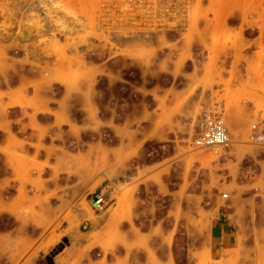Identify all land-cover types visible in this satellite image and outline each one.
<instances>
[{
	"label": "rangeland",
	"instance_id": "obj_1",
	"mask_svg": "<svg viewBox=\"0 0 264 264\" xmlns=\"http://www.w3.org/2000/svg\"><path fill=\"white\" fill-rule=\"evenodd\" d=\"M209 16L217 27L243 17L246 30L207 41L197 21ZM262 21L264 0H0V57L13 62L7 70L17 63L38 77L45 103L35 135L19 124L20 140L5 151L9 158H0V253L48 264L63 249L69 256L76 229L95 234L105 211L92 210L90 196L106 183L113 191L104 173L119 167L105 118L130 114L135 95L152 98L151 91L171 88L175 138L189 150L206 114L220 115L230 137L216 150H201L200 161L222 181L254 175L264 157V144L248 138L252 124L264 134V72L255 38ZM207 49L222 55L211 58L222 63L215 74L221 80L209 90L210 104L194 106L200 71L194 57ZM241 70L248 80L236 84ZM114 82L127 89L111 98L105 87ZM245 108L247 129L231 133L230 112L239 116Z\"/></svg>",
	"mask_w": 264,
	"mask_h": 264
},
{
	"label": "crops",
	"instance_id": "obj_2",
	"mask_svg": "<svg viewBox=\"0 0 264 264\" xmlns=\"http://www.w3.org/2000/svg\"><path fill=\"white\" fill-rule=\"evenodd\" d=\"M197 23L198 35L207 41L215 34L234 38L246 30L243 17L226 27H217L214 16L198 18ZM201 53L194 57L200 69L198 97L190 99L194 106L210 104L209 90L221 80L215 74L223 67L218 61L211 64V58L221 54L208 49ZM9 63L0 57V158L5 160V151L20 140L19 124L29 125L35 135L37 114L45 111L38 77L17 63L7 70ZM208 73L213 76L207 78ZM240 73L236 84L248 80L246 70ZM126 87L107 83L105 94L113 98ZM151 93L154 97L145 99L135 95L132 106L126 107L130 114L106 116L104 128L116 144L119 165L116 171L107 166L104 173L115 183L112 203L95 234L76 229L66 246L69 256L64 258L63 249L52 256L53 264H264V157L258 159L261 167L254 175L222 181L200 161L201 150H189L175 138L171 88ZM247 119V108L239 116L231 111V133L237 128L245 132ZM35 121L36 126L31 124ZM31 260L0 253V264Z\"/></svg>",
	"mask_w": 264,
	"mask_h": 264
},
{
	"label": "built area",
	"instance_id": "obj_3",
	"mask_svg": "<svg viewBox=\"0 0 264 264\" xmlns=\"http://www.w3.org/2000/svg\"><path fill=\"white\" fill-rule=\"evenodd\" d=\"M255 36L260 49L261 70L264 72V21L258 28ZM262 131L256 124H252L248 138L252 144L260 145L262 143ZM229 139L227 127L224 119L218 115L209 113L203 119L200 131L192 141L194 149L216 150L224 146ZM227 193H223L226 196ZM113 191L109 183L104 184L100 189L94 191L90 196V206L95 212H104L112 203ZM86 227V225L84 226Z\"/></svg>",
	"mask_w": 264,
	"mask_h": 264
},
{
	"label": "water",
	"instance_id": "obj_4",
	"mask_svg": "<svg viewBox=\"0 0 264 264\" xmlns=\"http://www.w3.org/2000/svg\"><path fill=\"white\" fill-rule=\"evenodd\" d=\"M47 263L48 264H53L52 257L51 256L47 257Z\"/></svg>",
	"mask_w": 264,
	"mask_h": 264
}]
</instances>
